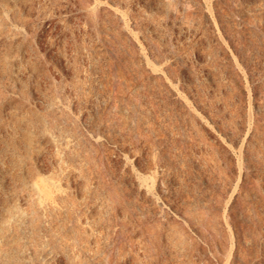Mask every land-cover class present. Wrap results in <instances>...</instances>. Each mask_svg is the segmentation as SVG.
<instances>
[{"label":"rangeland","instance_id":"obj_1","mask_svg":"<svg viewBox=\"0 0 264 264\" xmlns=\"http://www.w3.org/2000/svg\"><path fill=\"white\" fill-rule=\"evenodd\" d=\"M0 264H264V0H0Z\"/></svg>","mask_w":264,"mask_h":264}]
</instances>
